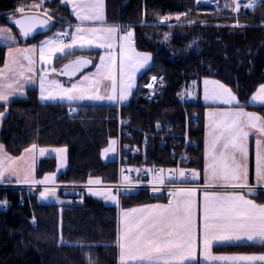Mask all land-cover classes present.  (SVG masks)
<instances>
[{"label":"trees","instance_id":"obj_1","mask_svg":"<svg viewBox=\"0 0 264 264\" xmlns=\"http://www.w3.org/2000/svg\"><path fill=\"white\" fill-rule=\"evenodd\" d=\"M39 1L0 0V25H10L9 17L18 7ZM230 2L220 0L216 9L198 5L197 0H106L107 22L131 26L136 46L153 56L152 66L139 78L130 102L120 108L84 104L70 111L65 103L42 102L38 89L30 88L25 97L0 103V112L7 110L1 130L5 148L18 156L33 143L39 147L66 146L68 167L58 176V184L85 185L90 179L112 184L118 162L105 161L103 152L119 137L120 120L130 118L132 125L144 130L184 121L187 114L197 113L199 122L192 124L191 135L199 142V149L194 152L191 167L202 172L206 108L199 99L202 80L222 82L251 108V96L264 85V3L237 15L224 6ZM45 5L55 19L54 31L65 30L75 21L69 5L61 0L46 1ZM165 16L174 18L163 23ZM46 36L27 43H38ZM18 39L17 44H27ZM7 47L0 44V66L5 62ZM70 57L57 58L56 65ZM152 77H157L160 84L156 96L150 99L147 85ZM195 82L198 97L184 98V90ZM256 108L264 113V107ZM148 159L159 166L175 163L169 149L161 148L158 142L150 149ZM56 170V158L49 157L39 163L37 175L41 178ZM0 184L15 185L7 180ZM157 198L148 191L124 193L121 206ZM3 204L7 205L5 211L1 209ZM118 210L117 205L90 194L68 203H42L36 194L23 188L0 185V264H88L89 260L93 264H117ZM223 250L264 252V245Z\"/></svg>","mask_w":264,"mask_h":264},{"label":"snow or ice","instance_id":"obj_2","mask_svg":"<svg viewBox=\"0 0 264 264\" xmlns=\"http://www.w3.org/2000/svg\"><path fill=\"white\" fill-rule=\"evenodd\" d=\"M243 6L254 9L257 3H264V0H242ZM65 5H71L72 14L79 21L74 26V32L67 30L58 32L54 37L44 41L39 47L40 61L51 65L53 57L63 58L74 54V50L85 48H101L105 54L99 57V67L96 71V79L89 85L88 89L72 83L65 88L56 81L46 83V76L39 79L40 99L43 101H109L112 103H122L132 95V75L141 67L148 65L151 60L150 54H136L135 61L125 56L121 60V76H127V80H121L118 87L115 75L111 68L115 63V57L110 51L115 47L117 37L130 45L133 37L131 26L125 25H105L101 27L85 26V22L105 21L104 0H61ZM226 8L231 7L238 11L241 0H232L226 3ZM42 3H33L25 7H18L12 14H20L13 23L19 28V36L27 38L35 32L37 27H46L52 19L39 20L36 16L26 15V12L41 9ZM47 15L48 9H44ZM182 15H187L184 13ZM180 16L176 17L179 20ZM170 17L165 16L167 21ZM69 27H72L69 25ZM123 34L121 35V31ZM0 39L11 41L17 44V36L13 35L8 28H0ZM68 41L67 43L65 41ZM122 52L125 51L121 46ZM37 48H9L7 56L13 64L18 62V57L14 53H24L23 60L27 61L28 75L24 76V68L21 65L20 71L15 75H5V71L0 70V102H7L9 97L22 94L26 83H32L33 68L35 61L29 53H36ZM59 54V56H57ZM91 63V60L83 57L63 66L62 75L71 76L77 70H82L84 66ZM125 66L130 69L129 73L124 71ZM8 72H14L9 65H5ZM68 69H71L70 73ZM53 72L55 68L51 69ZM155 81L157 78L152 77ZM84 81L89 80L85 75ZM107 80V87L110 91L105 95L100 94L102 82ZM205 85L209 81H204ZM217 85L211 93L205 89L204 99L213 103L219 101L227 105H234L235 110H225L219 112H209V122L212 133V141L208 149L209 161L206 168V180L209 181L203 190L202 216L198 223L196 194L200 189L178 187L180 182L188 183L197 180L200 173L194 169L186 172L184 169H177L170 175H156L154 183L164 185L167 181L168 188L154 186L152 191L159 193L166 191L169 198L167 204H151L141 208H132L122 212V228L120 229L117 246L119 247L120 264H197L198 243L202 244L204 259L225 262V264H256L257 261L264 262L262 255H213L211 249L213 245H225L233 242L247 241L254 244L264 245V203H257L258 193H264V150H261V141L256 140L255 153V183L249 184V167L247 163L248 137L252 133L264 136V116L256 112L244 111L245 105L241 104L237 96L230 88L213 82ZM52 85H56L58 91L53 90ZM147 87L151 88L149 84ZM195 87V85H193ZM249 103H259L264 105V85H260L258 91L251 97ZM4 115L0 112V117ZM112 145L116 141L113 140ZM37 149L33 143L31 147L25 148L19 156L9 155L4 145L0 144V183L5 180L15 178L20 179L21 173L26 169L21 166L22 162L28 165V171L34 170L35 159L30 157L27 161L24 153L31 154ZM110 149H104L105 153ZM114 151V148L111 149ZM48 149L40 148L39 154L44 156ZM52 152L61 154V166H63V153L65 148L52 149ZM163 173V170H158ZM123 180L128 182V177ZM54 181V176H45L42 180H33L35 184L47 185ZM27 183V178L23 181ZM99 179L88 181V184L100 185ZM231 188L233 190L227 194H218L215 191H208V188L215 187ZM125 191H129L127 184ZM246 190V191H245ZM92 195H103L108 200L119 203V189L113 193L111 188H105L102 192L91 191ZM41 199L48 196H55V188H45L40 192ZM251 197V198H249ZM35 223V221H33ZM88 264H93L89 260Z\"/></svg>","mask_w":264,"mask_h":264},{"label":"rangeland","instance_id":"obj_3","mask_svg":"<svg viewBox=\"0 0 264 264\" xmlns=\"http://www.w3.org/2000/svg\"><path fill=\"white\" fill-rule=\"evenodd\" d=\"M46 1H50V0H40L39 2H37V3H42V7H41V9H39L37 11H32V12L39 13V14H42V15H45V16H48V17L51 16V14H52L51 13V9H49L45 5ZM197 3H198V5L210 6V7L216 8V9H218L220 7L219 6L220 0H197ZM230 3H232V2H230ZM259 4L260 3H257V5H256V7L254 9H256ZM29 5H31V4H25V6H23V7H25L27 9ZM69 7H70V10L72 12L71 5H69ZM44 9H48L47 15L44 13ZM227 9H231V11L234 12L235 14H237V15H239V14H245V13L248 12V10H254V9H249V8H246L245 6H243L242 0H241V6L239 7V10L238 11H234L231 7H227ZM26 13H29V12H26ZM104 14H105V21L104 22H101V21L85 22V26L101 27V26H105V25H108L109 24L107 22L106 0H104ZM18 15H20V14H16L15 16H18ZM172 18H174V17H172ZM172 18L170 17V19H168L167 21L163 20V23L170 22V20ZM78 23H79V21L75 17V21L71 25L72 27H68L66 30L69 31L70 33L74 32V26L76 24H78ZM9 26L10 25L7 26V25L1 24L0 25V28H8V29L11 30V32H12L13 35H16V33L13 31L12 27L11 26L9 27ZM61 31H64V30H58V29L55 30L54 32L51 33V35L47 39H45V41L48 40L49 38L54 37L56 33L61 32ZM17 40H19L18 39V36H17ZM40 41H38V43H37V41L36 42L33 41V42H30V43H27V44H13L11 41H7V40L0 39V44L7 45L8 46L7 47V52L9 51V48H20V49H26V48H32V47H36L37 48V52L36 53H29L28 54V55H31L32 56V59L35 61V64L32 65V68H33V75H32L33 82L32 83H26L25 84V86L23 88L22 94L18 92L16 95L9 97V100L6 103L5 102H0V103L7 104V103L11 102L12 100H14L15 98L25 97L27 95L28 89H30V88H37V89H39V79L42 76V75L40 76V73L39 72L42 71V66L43 65H48L46 62L40 61V58H39V47L42 45V43ZM65 42L67 43L68 41L66 40ZM121 44H124V41H122L119 38V36H118L117 37V40H116L115 47L110 50L112 52V54L114 55V57H115V63H114V65L111 68V71L115 75V77L117 75V69H118V65H119V57H118L117 52H118ZM88 50H101L102 51V54L103 55L105 54V50L104 49H101V48H91V49L85 48L83 50L76 49V50H74V52L88 51ZM23 55H25V54L24 53H20V54L14 53V56H17L18 57V62L15 63V64H13L11 62V59L7 56V53H6L5 62H4V64L2 66H0V70L5 71V75L6 76L15 75V73H17V72L20 71L21 65H23V68H24V76L26 77L28 75V72H27L28 65H27V61L26 60H23V58H22ZM58 55L59 54H57V56ZM52 61H53V59H52ZM5 65H9L15 71L14 72H8L5 69ZM97 67H99V63H98V65H96L95 68L91 69L90 71L85 72L79 78L75 79L73 81V83H77L79 87L85 89V86H88L89 83L93 82L97 78L96 75H95L96 74V71H97ZM85 75H87L89 77V80H87V81H84L83 80V77ZM56 80H60V78L59 79H56ZM206 80L209 81V83L207 85H205V83L204 84L202 83L201 92L203 93V95L205 94V89L206 88H207L208 92L211 93L212 90L217 87V85L213 83L215 81L210 80V79H206ZM56 82L59 85H62L63 84V83L60 84V81H56ZM46 83H51L50 77H48V76H46ZM150 84H151V82H150ZM159 84L157 82L156 84H153L154 85L153 88H149L148 87L149 88V91L148 92L150 93L149 94L150 95V99H152V98H154L156 96V94L158 92ZM220 84H222V83H220ZM107 85H108V81L107 80H105V81L102 82V85H101V88H100V94L101 95H105L107 92L110 91V88H108ZM193 85H195V87H193ZM64 87L67 88V86H64ZM258 89H257V91H258ZM56 91H58V89H56ZM197 93H198V83L195 82V83H192L191 86L188 87L186 90H184L183 97L184 98L186 97V98H189V99H193L194 100L196 96L198 97ZM41 101H43V100H41ZM85 101H87L86 103H93V101H88V100H85ZM208 101L209 102H212L211 100H208ZM44 102H50V101H44ZM59 102H61V101H59ZM105 102H109V101L105 100ZM83 103H85V102H83ZM94 103H103V101H97V102H94ZM110 103H112V102H110ZM215 103H217V102H215ZM3 113H4V115L2 117H0V144H2V145H4V144H3L2 140H1V130H2V123H3L4 117L7 114V110H5ZM40 148L48 149L49 151H48V153L46 155L41 156L39 154V149ZM57 148H65L66 149V152L62 154L63 155V166H61V154L55 153V152H52L51 151L52 149H57ZM4 149H5V151L9 155H12V154H10L7 151V149L5 148V146H4ZM24 155H25L26 161L30 157H34V159H35V167H34V170L28 171L27 170L28 169V165L26 163H23L22 162L21 166L23 168H25L26 171L21 173L20 179L17 180L15 178H12V179L7 180V181H10V182H14L15 185H13V184L12 185H2V184H0L1 186H3V187L4 186H11V187H15V188H23V189H25V190L33 193V194H36L37 197H38V200L41 201L42 203H68V202H72L73 199L64 197L62 195V190L64 188L61 187L60 185H62V184H58V181H57L58 176L62 172H64L67 169V167H68V148L66 146H51V147H39V146H37V149L34 150L33 153H31V154L24 153ZM12 156H14V155H12ZM49 157H55L56 158V160H57V170L54 171V172H49V173L45 174L43 177L39 178L38 175H37V170H38V167H39V163L43 159H46V158H49ZM45 176H54V181L48 183L47 185L40 186V187L38 185H41V184H35V183H33V180H42V179H44ZM25 178H27V181H28L27 183H24L23 182L25 180ZM100 185H102V183ZM92 186H95V184H92ZM46 187L47 188H55L56 195L55 196H48L47 199H41L39 194H40V192L44 191V189ZM104 189L105 188L104 187H101V186L88 187V188L85 187L84 189H82V192H83V195L84 194H90V195H92L91 192H90V190L91 191H94V192H102ZM114 190H116V189H114ZM113 193H115V192L113 191ZM93 196H95L96 198H100V199L104 200V202H106L107 204L119 205V203L116 204V203L112 202L111 200H108L103 195H93Z\"/></svg>","mask_w":264,"mask_h":264},{"label":"crops","instance_id":"obj_4","mask_svg":"<svg viewBox=\"0 0 264 264\" xmlns=\"http://www.w3.org/2000/svg\"><path fill=\"white\" fill-rule=\"evenodd\" d=\"M72 24H69V25H72ZM69 25H67V28L69 27ZM108 25H117V24H110L109 23ZM10 26H11V24H10ZM13 31L15 32L14 29H13ZM16 35H17V33H16ZM50 35H51V33L49 35H47L45 38H43V40H41L40 42L43 43L45 41V39H47ZM121 46L124 47L125 51L122 52ZM92 51H97L99 53V54H94V56H92V57H94L97 60L96 63H94V66L91 68V69H93V68L96 67V65H98L99 57L101 55H103L101 50H88V51L74 52V54L70 55L71 57L69 59L74 58L76 55H83V54H86V53H89V52H92ZM137 53H139V54H150L151 55V60L149 61L147 66L141 67V68H139L138 71H136L134 73H131L132 82H133L134 86L132 88V95L129 96V98L126 101L117 104V103H110V102H105V101H103V103H94V102H97V101H93V103H86L87 101H85V100L84 101H73V102H69V101L65 100V101H61L60 103L68 104V105H70V107H73V108L78 107V105H84V104H109V105H116V106H119V107L128 104L130 102L133 94L135 93V91L138 88L139 78L152 66L153 56L148 51L140 50L136 46L133 37H132V41H131L130 45H128V44H126L124 42V44L120 45V48H119V50L117 52L118 57H119V65H118L117 75H116V80H117L118 87H119L120 82H121L122 79L125 80V81L127 80V76H124V77L121 76V60L125 56H127V57L131 58V60L135 61ZM56 59H57V57H53V61H52L51 65L48 64V65H43L42 66V71L39 72L40 76L41 75L44 76L45 73H47V76L50 77V81L51 82L52 81H60V84L63 83L62 84L63 87L64 86L69 87L73 83V81L75 79L79 78L81 75L79 77L75 78V79H72V80L58 76L57 75V71L64 63L62 65H60V66H57L56 65ZM52 68H55L56 71L53 72L51 70ZM90 70H88V71H90ZM124 71L126 73H129L130 69L127 66H125ZM59 78H60V80H56V79H59ZM206 79H210V80H213V81H218V80H215V79H212V78H205L204 80H202L203 84H204V81ZM150 82H151V85H152L151 88H153V86H154L153 84L157 83V79L155 81L153 79H151ZM218 82L222 83L220 81H218ZM91 83H89L88 86H85V89H88L89 85ZM202 83H201V86H200V96H199L200 98L199 99L206 106L205 112H204V114H205L204 115V129H205L204 130V169H203L202 172H198V173H200L199 178L197 180L192 181V183H191L192 187L200 189L199 191H197L196 198H195L196 199V207H197L198 223L200 222V217L202 216L203 190H204L205 185L209 183V181L206 180V168H207L208 161L210 159L209 154H208V149H209V146H210L211 141H212V133H211V128H210V122H209L208 114H209V112H219V111H225V110H229V109L235 110V106L234 105L223 104V103H220L219 101H217V103H212V102L206 101L204 99L203 93L201 92ZM223 85H225V84H223ZM52 88H53V90L57 89L56 85H52ZM147 89L149 91L148 87H147ZM256 91L253 93V95H255ZM38 92H39V98H40V89H38ZM233 94H235V93L233 92ZM238 100L240 101L239 98H238ZM250 100H251V98H250ZM42 102H44V101H42ZM56 102H59V101H56ZM83 102H85V103H83ZM48 103H50V102H48ZM241 104L245 105L244 111L256 112L257 114L264 116V113L259 111V110H257L258 108H256V107H264V105H261L259 103H254V104L253 103H249V105L253 107V108H251V107L247 106V104H245L243 102H241ZM257 139H259L261 141V150H264V136H261L258 133H252V134L249 135L248 141H247V148H248L247 163H248V167H249V184L255 183V153H256V149H257V145H256V140ZM113 140L116 141L115 145H112V143H111ZM113 140L110 141L109 146L107 147L108 149H110L109 152H107V153H105V151L103 152V159L105 161H112V160H115L117 158L119 142L116 139H113ZM113 148H114V151L111 150ZM192 187H189V188H192ZM207 190L208 191H215V192H217L218 194H221V195L227 194V193L232 192V191H240L239 189L233 190L231 188H222V187H219V186H217L215 188H208ZM249 198H251V197H249ZM256 202L257 203H264V193H259V195L256 196ZM167 203L168 202H166L164 198H157L154 201H151L149 203L140 204V205H134V206H128V207H122L121 206V200L119 199V205H117L118 209H119L118 210V239H119L120 229L122 228L121 221H122V212L123 211L129 210V209H132V208H141V207H143L145 205L167 204ZM118 239H117V241H118ZM116 245H117V243H116ZM253 245H262V244H258V243L254 244L252 242H247V241L233 242L231 244H225V245H220V246L214 244L212 249H211V252H212L213 255H240V254H243V255H262V254H264V252H253V251L231 252V251L223 250L224 248H228V247H232V246H253ZM117 249H118L117 264H120L119 247L118 246H117ZM196 255H197V264H225V262H221V261H213L211 259L205 260L204 259V255H203L202 244H199V243H198ZM129 264H134V262H129ZM256 264H264V262L257 261Z\"/></svg>","mask_w":264,"mask_h":264},{"label":"built area","instance_id":"obj_5","mask_svg":"<svg viewBox=\"0 0 264 264\" xmlns=\"http://www.w3.org/2000/svg\"><path fill=\"white\" fill-rule=\"evenodd\" d=\"M128 119L126 123L120 124V128H126L127 141L120 145L118 158L117 180L110 187L125 191L124 185L127 184L129 191L151 190L154 186L162 189L168 188L167 181L164 185L154 183V177L158 174L167 177L177 169L188 171V166L194 158V152L199 148V142L192 138L191 126L199 122L196 113L187 114L184 121H177L171 124L156 125L154 128L140 129L132 125ZM155 142L161 148H168L174 165L161 167L157 164H147L139 162L140 158L146 159L147 151L154 147ZM162 169L163 173L158 170ZM128 177V182L123 177ZM178 187H187L186 183L180 182ZM165 192V191H163ZM167 200H169L166 194Z\"/></svg>","mask_w":264,"mask_h":264},{"label":"water","instance_id":"obj_6","mask_svg":"<svg viewBox=\"0 0 264 264\" xmlns=\"http://www.w3.org/2000/svg\"><path fill=\"white\" fill-rule=\"evenodd\" d=\"M26 15H29V16H36L39 20H48L49 17L48 16H45V15H42V14H39V13H34V12H29V13H25ZM20 15L18 16H14V17H11L9 18V23L14 26L18 32L20 31L18 26H16L14 23H13V20L16 19V18H19ZM53 20L51 19L49 21V24L46 26V27H37L35 32H33L32 34H30L26 39L21 37V40L23 41V43H27L28 41H31L33 40L34 38H36L37 36H41V35H47L49 33L52 32L53 30ZM80 57H83L85 59H89L91 60V63L88 64L87 66H84L82 68V70H77L75 73H73L71 76L69 75H62L61 72L64 70L63 66L66 65V64H69L75 60H77L78 58ZM94 59L91 57V56H88V55H79V56H76L68 61H66L57 71V75L60 76V77H63V78H67V79H75L77 77H79L80 75H82L84 72L90 70L93 66H94ZM68 71L71 73L72 70L71 69H68ZM80 190H72V189H69V190H65L63 191V196L64 197H71V198H78L80 196ZM154 195H161V192L159 193H154ZM259 195V193L257 194V196ZM1 209L2 210H7V207L6 206H1Z\"/></svg>","mask_w":264,"mask_h":264}]
</instances>
